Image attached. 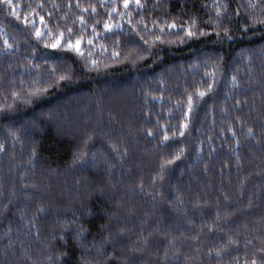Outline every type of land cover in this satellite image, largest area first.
Here are the masks:
<instances>
[{
  "label": "trees",
  "instance_id": "1",
  "mask_svg": "<svg viewBox=\"0 0 264 264\" xmlns=\"http://www.w3.org/2000/svg\"><path fill=\"white\" fill-rule=\"evenodd\" d=\"M140 5L0 0V264H264V0Z\"/></svg>",
  "mask_w": 264,
  "mask_h": 264
},
{
  "label": "snow or ice",
  "instance_id": "2",
  "mask_svg": "<svg viewBox=\"0 0 264 264\" xmlns=\"http://www.w3.org/2000/svg\"><path fill=\"white\" fill-rule=\"evenodd\" d=\"M5 2L6 3H11L12 2V0H5ZM129 2H130V0H123V3H124V7L125 8H127L128 6H129ZM134 2H135V4L139 7V6H141L140 5V0H134ZM41 21H43V17H41ZM173 27H174V25H172ZM110 25H108V24H105V28L106 29H110ZM69 31H71L70 29H69ZM193 33L192 32H188V35L189 36H191ZM36 35H37V37H39L40 35H41V33H40V31L37 29L36 30ZM63 34H61V36H62ZM59 39L56 41V43H53L52 45H51V47H53V48H55V47H57V45L59 44ZM90 43H91V41H90ZM5 44L7 45V41H5ZM68 47L69 48H75L77 51H79V47H80V41L79 40H77L76 41V43H75V45H73L72 44V42L71 41H69L68 42ZM63 79V78H62ZM199 95L200 96H203L204 95V93L203 92H201V93H199ZM189 104H191V98H189ZM167 138V137H166ZM252 264H255V261L253 260L252 261Z\"/></svg>",
  "mask_w": 264,
  "mask_h": 264
},
{
  "label": "rangeland",
  "instance_id": "3",
  "mask_svg": "<svg viewBox=\"0 0 264 264\" xmlns=\"http://www.w3.org/2000/svg\"><path fill=\"white\" fill-rule=\"evenodd\" d=\"M116 98H118V97L116 96ZM75 121H76V123H78V122H77V118H75ZM118 123H119V122H118ZM118 123H117V124H118Z\"/></svg>",
  "mask_w": 264,
  "mask_h": 264
}]
</instances>
